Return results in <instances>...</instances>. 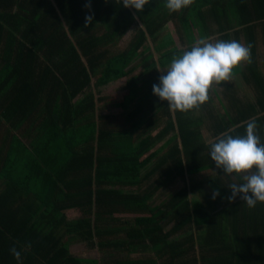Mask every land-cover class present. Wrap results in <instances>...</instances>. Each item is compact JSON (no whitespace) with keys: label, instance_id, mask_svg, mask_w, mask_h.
<instances>
[{"label":"trees","instance_id":"16d2710c","mask_svg":"<svg viewBox=\"0 0 264 264\" xmlns=\"http://www.w3.org/2000/svg\"><path fill=\"white\" fill-rule=\"evenodd\" d=\"M165 5L150 0L138 12L122 0H0V264H100L71 254L70 241L103 253H152L102 264H264V202L250 208L239 197L225 199L229 184L244 181L216 168L202 133L211 119L214 139L229 129L243 136L245 122L255 119L264 142V0H194L178 12ZM88 15L93 22L84 27ZM208 19L222 40L241 43L246 35L251 59L232 77L242 76L254 100L221 82L225 115L216 117L210 97L198 109L170 112L153 94L161 74L141 53L146 32L154 43L167 37L158 51L167 67L191 50ZM169 22L181 49L162 33ZM140 53L148 60L131 77ZM126 77V94L101 96L100 88ZM109 107L122 113H103ZM203 111L216 116L204 119ZM206 170L218 175L195 179ZM177 180L181 189L150 205ZM164 219L173 224L169 231Z\"/></svg>","mask_w":264,"mask_h":264},{"label":"clouds","instance_id":"9594fccd","mask_svg":"<svg viewBox=\"0 0 264 264\" xmlns=\"http://www.w3.org/2000/svg\"><path fill=\"white\" fill-rule=\"evenodd\" d=\"M194 0H166L170 12H178L192 5ZM125 8L143 11L150 0H122ZM86 7L91 8V4ZM93 16L85 17L84 27L93 22ZM135 18V17H134ZM251 59V45L236 41L200 39L180 56H174L166 69L157 66L162 74L159 83L153 84V94L168 102L170 112H187L198 109L209 100V91L214 85L232 78L233 69ZM246 135H231V129L221 133L210 143V158L217 169L225 175H241L243 183H231V195L225 197L235 202L237 197L248 207L254 208L257 202H264V142L258 133L255 119L245 122ZM220 196L214 190L212 198ZM31 245L29 244L28 247ZM17 261L21 252L16 247L10 249Z\"/></svg>","mask_w":264,"mask_h":264},{"label":"rangeland","instance_id":"374dc122","mask_svg":"<svg viewBox=\"0 0 264 264\" xmlns=\"http://www.w3.org/2000/svg\"><path fill=\"white\" fill-rule=\"evenodd\" d=\"M164 30H169L170 32H172V34H174V38L175 40H178V34H177V30L175 28V25L171 23H169ZM134 30L131 29L125 36L124 38L119 42L118 44V48H124L125 46H127L128 44V41L130 40V38H132L134 32ZM167 40V37L163 38V40L161 41H165ZM160 40L155 42V48L153 53L154 55L156 56V58L160 57V54L158 53V51L160 50L159 47H161V44L164 45L166 44V41H165V44L163 42H161ZM242 44H245V40L242 39ZM178 46L182 47L180 45V43L178 44ZM150 51V48L147 50V52ZM263 52L261 50L260 52V56H262ZM151 55L149 54L148 57H150ZM246 62V61H244ZM242 62V63H244ZM137 65H138V62L135 61V69H137ZM133 77H135V71L133 73ZM231 81H234V83H239L238 87H237V94L238 95H241L242 97H244L245 99L247 100H254V94L252 92V90L245 84V87H244V83H243V80L240 76L236 77V79H230L228 81H224V84H229V86L231 88L232 87V83ZM125 87L122 85V83L119 82H116L114 84H111L109 85L108 87H105L103 90H102V94L104 96H106L107 98H110V99H116V98H120L124 95V93H126L125 91ZM234 89V88H233ZM211 94L216 98L218 99V101H216L215 99H213V103H212V106L215 107V112L218 114V116H221V115H225L227 113V108L225 105L228 104L229 101H227L226 97L224 96V94H221L222 93V88L220 89L219 88V85H214L211 89ZM131 95V93L129 94V96ZM139 101V100H138ZM137 103V100L136 102ZM103 113H113V114H121L122 113V110L119 109V110H110V107L107 108V110H105ZM211 119H207L205 120V127H204V131H203V135L205 137V139L207 141L210 142V140L212 138H210V130L209 132H207V129H209V125L211 124ZM207 128V129H206ZM162 144V143H161ZM160 144H158L154 150L156 148L159 147ZM218 174L216 173V171H205L204 173H201V174H198L195 176V179L198 180V181H205L207 182L208 180L210 179H213L214 177H216ZM158 178V174L153 176V178L151 179V181H149L148 183H151L153 181H155L156 179ZM226 179H229L231 181H235V179L237 178L234 174L232 176H226L225 177ZM148 185V184H147ZM145 185V186H147ZM144 186V187H145ZM184 186V182L183 181H180V180H177L174 185L170 186V187H166L164 189H162L160 192H158L154 197L153 199L149 202L150 205H154L156 206V208L160 207L162 204H164L169 196L175 192H177L179 189H181L182 187ZM143 187V188H144ZM68 214V218L70 219H74L78 216L77 213L75 212H69L67 213ZM122 217L123 219L122 220H129L132 222L134 216H120ZM161 224H163L165 226V230L166 231H169L171 229V227L173 226V224H166V221L165 219L162 220ZM177 238H180L179 236H176L174 237L173 239H177ZM75 244H77L74 248H73V254H75L76 256H84V257H89V258H99V259H104V260H107V259H117V260H127V259H142L144 256L148 257V256H152V253L148 252V253H143V254H137V252H133L131 255H129L127 252H113L111 251L110 253H103L101 252L100 250H98L97 248H89V246H87V244L85 243H82V242H75Z\"/></svg>","mask_w":264,"mask_h":264},{"label":"crops","instance_id":"0c3cea01","mask_svg":"<svg viewBox=\"0 0 264 264\" xmlns=\"http://www.w3.org/2000/svg\"><path fill=\"white\" fill-rule=\"evenodd\" d=\"M208 21V23H207V25H205L204 27H206L205 29H204V32H202V29L201 28H199V30L201 31V33H200V35H199V32L197 31L196 32V35L194 34V37H196V39H197V41L198 40H200V39H202V38H204V39H208V38H211V40H212V42H215L216 40H222V33L221 32H219V26L216 24V21L214 20V19H208L207 20ZM169 23H171V22H169ZM168 23V24H169ZM139 24H140V26L146 31V28L144 27V25L139 21ZM167 24V25H168ZM173 24V23H172ZM200 27H202V26H200ZM203 28V27H202ZM166 31H168V32H170L169 30H166ZM165 30L162 32V33H164V32H166ZM171 34H172V32H170ZM146 36H147V45H146V48H150V51L149 52H147V50L148 49H146V48H144V49H141V53L142 52H144V54H150L151 56H150V58L152 59L153 58V60L155 61V63H156V65L157 66H159L161 69H166L167 67H162L161 65H160V57H161V55H162V53H159L160 54V57L158 58H156V56L154 55V53H153V51H154V49H156L155 48V43H154V41H153V39L150 37V35L146 32ZM172 36H173V39H174V41H175V43H176V45L178 46V44L180 43V39L178 38V40H179V42L177 41V40H175V36H174V34H172ZM242 39H244L245 40V44H246V46H248V44H247V41H246V39H247V37H246V35L243 33L242 35H241V43L243 42L242 41ZM261 39V37H259V40ZM232 40H236V38L234 37V36H232ZM196 41V42H197ZM195 42V43H196ZM194 43V44H195ZM261 44V41H259V49H260V51L262 50V52L264 53V46H261L260 45ZM180 45H181V43H180ZM182 46V45H181ZM178 48L179 49H181L182 47H180V46H178ZM141 53L139 54V56L137 57V62H138V65H137V69L135 70V77L137 76V77H140L141 75V73L143 72V63L146 61V60H148V59H146V60H143V62L142 61H140L143 57H142V55H141ZM135 63V62H134ZM247 64V61L246 62H244V63H241V65H240V68H243L245 65ZM134 73V72H133ZM160 74H162L161 72H160ZM133 75L134 74H132V76L131 77H133ZM238 76H240L241 78H242V76L241 75H236V76H234V77H232L231 79L233 80V79H236V77H238ZM130 77V78H131ZM127 80H128V78L126 77V78H123V79H120V80H118V81H116V82H119L120 81V83H122V85L126 88L125 89V91H126V93L128 92V89H127V87H126V83H127ZM243 80V79H242ZM116 82H113V83H111V84H114V83H116ZM231 83H232V87L234 88H232V90L235 92V94L237 95V97H239L240 99H245L244 97H242L241 95H238L237 94V87H238V85H239V83H234V81H231ZM243 83H244V87H245V82L243 81ZM111 84H109V85H111ZM109 85H107V86H105V87H108ZM220 85H222V84H220ZM219 85V88L221 89H224V87H221ZM227 85H229V84H227ZM105 87H102V88H100V91H101V96H104L103 94H102V90L105 88ZM94 92H95V90H94ZM126 93H124V94H126ZM221 94H224V92H222ZM225 95V94H224ZM209 97L212 99V101H213V99H215L216 101H218V99H216L212 94H211V90L209 91ZM245 100H247V99H245ZM214 102V101H213ZM215 114L217 115H210L209 114V112H205V111H203V113H199L198 115L199 116H202V117H204V119H206V118H211L212 116H216V117H220V116H218V114L215 112ZM207 129V128H206ZM205 129L203 128V130H202V133H203V131H204ZM209 130H210V138H212L211 140H210V142L208 141V143H211L212 141H214L215 139L212 137L213 135H212V130H211V128H209V129H207V132H209ZM204 136V135H203ZM77 244H75V241H70V246H69V249H70V252H71V254H73V248L76 246ZM74 256H76L75 254H73ZM76 257H79V258H82V259H85V260H89V261H99L100 262V264H102L103 262L104 263H108V262H110L111 260H117V259H107V260H104V259H99V258H89V257H84V256H76Z\"/></svg>","mask_w":264,"mask_h":264},{"label":"water","instance_id":"95a60500","mask_svg":"<svg viewBox=\"0 0 264 264\" xmlns=\"http://www.w3.org/2000/svg\"><path fill=\"white\" fill-rule=\"evenodd\" d=\"M65 26H66V24H65ZM66 28H67V26H66Z\"/></svg>","mask_w":264,"mask_h":264}]
</instances>
